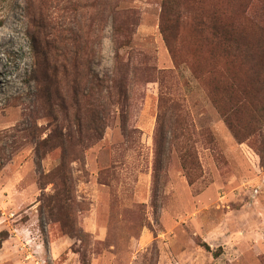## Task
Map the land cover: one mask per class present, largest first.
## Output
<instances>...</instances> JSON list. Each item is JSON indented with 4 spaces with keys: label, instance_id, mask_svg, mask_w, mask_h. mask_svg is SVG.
<instances>
[{
    "label": "rangeland",
    "instance_id": "obj_1",
    "mask_svg": "<svg viewBox=\"0 0 264 264\" xmlns=\"http://www.w3.org/2000/svg\"><path fill=\"white\" fill-rule=\"evenodd\" d=\"M97 2L0 0V264H264V130L239 141L213 102L228 59L214 63L189 21L163 33V0ZM187 5L242 39L264 27V0ZM255 80L244 120L264 107ZM85 116L100 127L81 151Z\"/></svg>",
    "mask_w": 264,
    "mask_h": 264
},
{
    "label": "trees",
    "instance_id": "obj_2",
    "mask_svg": "<svg viewBox=\"0 0 264 264\" xmlns=\"http://www.w3.org/2000/svg\"><path fill=\"white\" fill-rule=\"evenodd\" d=\"M192 1L200 4L203 0H189V2ZM96 4H101V6H103L104 0H100V2ZM186 8L188 11L189 9H193V7L187 5V0H163L161 24H165V27L162 26V32L165 33L166 25L169 23L173 26L172 34L174 37H178L180 34V29H178L179 26L189 21L192 30L197 35L199 34L203 40L205 39L211 46L210 54L214 63L220 59H228L225 61V73H227L226 77L228 80L226 86L228 88H218L219 80L217 78L213 79L215 90L220 89V94L224 96L225 99L222 104H219L217 93L215 95L212 93L213 102L233 135L239 141H244L254 135L258 130H264V119L262 117L264 107L259 108L253 103L252 109L255 107L254 112L256 113V109L258 108L259 112L254 114L251 119L244 120L242 118V111L245 104L249 105L251 103L252 97L247 94L239 97L240 89L247 92L249 88L253 87L256 81L255 77L259 83V91L264 92V27L262 25H260V27L258 26L259 34L257 38L249 40L244 37V39H242V35L244 34L236 31L238 27L237 24L223 19L216 10L204 14L201 12L203 9V7H201L193 14L184 16V10H186ZM126 12L125 9L122 11V13H125L124 15L129 16ZM164 35L168 39V35ZM72 40L75 44V50L72 53V63L74 68L79 70V68L86 66L88 63L89 51L87 40L84 39L81 34L79 35L77 33H75ZM169 42L170 41H168V46L173 53L174 47L172 50V46ZM240 57L241 62L247 66L254 78L253 81H248L244 85L239 84L236 66L232 63L237 61ZM231 65L234 66L232 72L229 71ZM229 91L230 93H228ZM81 95L83 99L88 96L94 98V92L91 90L89 94L82 92ZM91 106H93V103H91ZM93 111L94 108H85L83 114L90 115ZM99 122L100 119L95 116L87 117V120L85 116V121H82V119L78 120V135L72 136L71 138L76 150L80 149L81 151H85L90 147L91 143H93V139L98 137L96 129L100 127ZM62 141H64V139ZM57 173L59 174V179L64 183V178L66 177L65 166L61 165Z\"/></svg>",
    "mask_w": 264,
    "mask_h": 264
}]
</instances>
